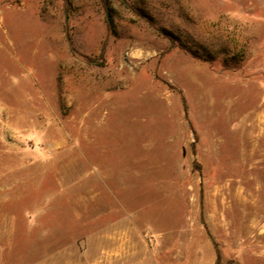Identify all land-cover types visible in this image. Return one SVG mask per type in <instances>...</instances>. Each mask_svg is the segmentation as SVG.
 <instances>
[{"label":"rangeland","instance_id":"obj_1","mask_svg":"<svg viewBox=\"0 0 264 264\" xmlns=\"http://www.w3.org/2000/svg\"><path fill=\"white\" fill-rule=\"evenodd\" d=\"M264 264V0H0V264Z\"/></svg>","mask_w":264,"mask_h":264},{"label":"trees","instance_id":"obj_2","mask_svg":"<svg viewBox=\"0 0 264 264\" xmlns=\"http://www.w3.org/2000/svg\"><path fill=\"white\" fill-rule=\"evenodd\" d=\"M216 264H220L219 262H217ZM227 264H233L232 262H229V263H227Z\"/></svg>","mask_w":264,"mask_h":264}]
</instances>
